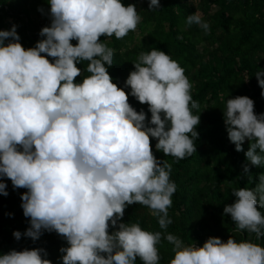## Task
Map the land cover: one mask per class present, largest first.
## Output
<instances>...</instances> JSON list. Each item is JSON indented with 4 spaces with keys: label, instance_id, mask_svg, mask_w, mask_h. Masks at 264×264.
<instances>
[{
    "label": "clouds",
    "instance_id": "clouds-1",
    "mask_svg": "<svg viewBox=\"0 0 264 264\" xmlns=\"http://www.w3.org/2000/svg\"><path fill=\"white\" fill-rule=\"evenodd\" d=\"M47 3L51 24L34 47L21 44L17 25L0 30V194L8 195L4 178L26 188L21 207L30 218L23 234L13 232L15 239L36 241L44 231L56 232L68 245L60 249L62 264H137V258L160 264L162 238L173 246L169 264H264V246L251 240L209 237L198 246L167 232L177 186L171 164L154 155L150 138L166 156H192L200 123L193 110L200 105L184 68L157 48L138 55L125 81L130 93L113 82L114 50L100 38L123 39L135 31L141 21L135 4ZM148 8L160 9V0H150ZM186 24L209 30L198 11ZM85 61L89 75L77 82V65ZM255 75L264 96V69ZM129 94L148 105L150 120L129 103ZM223 116L237 152L246 139L251 142L242 166V175L250 177V166L264 168V113L254 111L253 99L236 96L227 99ZM232 194L235 202L224 214L238 231L264 238V172L254 188ZM137 203L151 210L162 231L123 222L126 208ZM47 257L44 248L11 250L0 255V264H52Z\"/></svg>",
    "mask_w": 264,
    "mask_h": 264
},
{
    "label": "trees",
    "instance_id": "trees-1",
    "mask_svg": "<svg viewBox=\"0 0 264 264\" xmlns=\"http://www.w3.org/2000/svg\"><path fill=\"white\" fill-rule=\"evenodd\" d=\"M122 2L125 6L135 4L141 21L138 33L130 31L123 39L100 38L114 50L113 65L109 68L113 82L130 93L125 81L135 70L138 55L157 48L184 68L192 84V98L200 105L198 110H193L194 115L200 114V123L196 129L199 138L194 140L197 151L192 156L179 160L166 156L156 151L157 140L150 138L154 155L171 164L170 179L177 186L168 210L173 222L167 232L185 244L196 242L198 246L209 237L226 242L230 236L264 246V238L257 240L254 233L238 231L231 216L223 212L226 205L235 202L233 189L254 188L259 173L264 172V168L250 166V177L242 175L251 142L246 139L244 151L237 152L228 138L223 116L227 99L236 96L253 99L254 111L264 113V96L255 75L264 69V0H160L158 10L148 8L150 0ZM196 11L208 22V31L186 24L187 16ZM49 16L47 0H0V30L17 25L20 42L26 49L44 38L39 33ZM72 43L75 45L77 41ZM86 64L85 61L77 65L82 69L77 82L89 75L84 71ZM246 78L249 80L245 81ZM129 103L137 111L143 109L150 120L147 104H141L130 94ZM4 182L8 195L0 194V255L11 250L44 248L52 264H62L64 254L60 249L68 245L56 232L44 231L36 241L23 235L20 240L15 239L14 231L23 234L30 227V218L24 216L21 207V197L27 189L14 188L8 178ZM123 222L139 223L148 231H162L157 217L139 203L126 208ZM172 247L162 238L157 245L160 264H169L174 257ZM137 264H142L139 258Z\"/></svg>",
    "mask_w": 264,
    "mask_h": 264
},
{
    "label": "built area",
    "instance_id": "built-area-1",
    "mask_svg": "<svg viewBox=\"0 0 264 264\" xmlns=\"http://www.w3.org/2000/svg\"><path fill=\"white\" fill-rule=\"evenodd\" d=\"M50 24H51V18H50V16H49L48 23L46 24V26H45V27H48V26H50Z\"/></svg>",
    "mask_w": 264,
    "mask_h": 264
},
{
    "label": "rangeland",
    "instance_id": "rangeland-1",
    "mask_svg": "<svg viewBox=\"0 0 264 264\" xmlns=\"http://www.w3.org/2000/svg\"><path fill=\"white\" fill-rule=\"evenodd\" d=\"M136 29H137V30H135V31L138 33V32H139V31H138V28H136Z\"/></svg>",
    "mask_w": 264,
    "mask_h": 264
}]
</instances>
